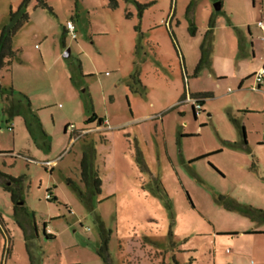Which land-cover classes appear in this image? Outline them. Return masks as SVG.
I'll list each match as a JSON object with an SVG mask.
<instances>
[{"label":"rangeland","instance_id":"rangeland-1","mask_svg":"<svg viewBox=\"0 0 264 264\" xmlns=\"http://www.w3.org/2000/svg\"><path fill=\"white\" fill-rule=\"evenodd\" d=\"M20 1L0 0V26ZM45 1L28 4L16 57L0 71L13 89L0 95V173L25 176L28 209L15 218L0 182L13 241L4 262L0 231V264H264V235L251 233L264 230V111L254 110L264 89L205 65L185 79L171 35L193 73L202 34L191 24L220 19L222 1L236 21L254 16L236 0ZM218 20L216 49L227 53ZM198 92V115L187 96L174 103ZM93 115L106 124L86 123Z\"/></svg>","mask_w":264,"mask_h":264},{"label":"crops","instance_id":"crops-1","mask_svg":"<svg viewBox=\"0 0 264 264\" xmlns=\"http://www.w3.org/2000/svg\"><path fill=\"white\" fill-rule=\"evenodd\" d=\"M236 1H237L236 6L237 5L239 7L241 6L243 8L244 12H246V14L247 13L252 14L254 16V17H252V19L254 18V20L250 21L247 19L244 21H242V20L236 21L234 18V15L236 14V12H238L237 9L231 5L225 6L224 2L222 1L220 4V7H219V8L223 9L222 14H221L222 17L220 19L215 18L213 20V16L210 15L209 22H208L207 26H204L202 28H198L197 26H195V33L193 36H197L198 30H200V32L202 34L201 38L199 40V44H198L199 49H198V53H197V55H198L197 56V62L201 56V45H203V57L205 59L204 65L208 66V68L210 70V74L213 77L218 78V79L232 77L234 79V83L237 84L238 88H241L243 86V83L246 79L253 77L251 83L247 84L251 88L252 85L254 84L255 72L262 67L264 68V28H261L257 24L258 21H261L264 24V0H242V1L236 0ZM244 1H248L249 4H246V2H244ZM171 19H170V21H171ZM217 20L219 21L220 28L222 30L226 31L227 35L224 34V38H227V36L231 37V40H230L231 42L228 45H230V48H232V49H230V51L227 53H223L224 51L222 53H219L216 49V44H215V39H216L215 29L216 28L214 26V24H215L214 22H216ZM255 21H256V24H255ZM253 26L255 27V29L258 30L259 35L254 34L253 29H252ZM244 27H246V29H244ZM172 32H173L174 37H175L177 34L175 33L174 29ZM175 41H176V37H175ZM248 43L250 44L249 49H247ZM246 45H247V47H246ZM179 56L181 57V60L183 62L184 69L182 68V71H183V74L185 76V79L188 78V76H190V77L191 76H198L200 74V73L194 74V68L195 67L193 68V73L187 71V67L185 66V63H186L185 56L182 53L181 49H179ZM263 89H264V75H263L262 83L260 84L258 89H255V91H258V92L260 91V93H263V91H262ZM229 91H230V89H229ZM184 94H183V97H181L179 100H175L174 103L175 104L179 103L181 100L185 99L186 96H187L186 101H189L188 98H195L197 95H199V92L197 94H193L195 97H192V93L191 94L189 93L188 95H186V94L184 95ZM208 96L209 95L204 96V97L206 98ZM189 102H191V101H189ZM202 104H200V106ZM263 109H264V106L259 107V108L254 109V110L264 111ZM249 110H251V109L249 108L248 111ZM182 112H183V110H182ZM207 116H209V114H207ZM99 118H103V117H99ZM210 119L212 120V118H210ZM201 123H202V125H204V124H207V121L203 120ZM105 124H106V119L103 118L102 126H100V125H98V126L103 127ZM189 134H193V133H189ZM263 142L264 141L260 140L259 144H263ZM53 163L55 164L56 161L54 160ZM83 165L85 167V171L87 174L88 173V167L84 162H83ZM0 174L9 175L6 173H0ZM9 176H12V175H9ZM12 177H18V176H12ZM0 179H1L0 182L3 186L4 185V178L0 177ZM48 190H51L48 192L51 194L52 198H55L54 194L51 193L52 189L49 188ZM5 192H7L9 194V197H10V193L6 190H5ZM20 197L23 199L21 194H20ZM11 205H12V212L15 215V218L17 216V213L20 210H23L25 212V214H27V212H28V209L26 207L24 199H23V201H19L17 203V206H18L17 209H14L12 202H11ZM17 222H19V224L22 227V230L25 234H26V232L31 233L32 228L33 229L35 228V225L33 224V222H32V224H33L32 225L30 222H24V219H22V218L17 220ZM43 223L46 224V222H43ZM6 224H7V222H5V219H4V217L0 211V231H1V234H2L3 240H4L3 258L2 259L4 262L6 261L5 255L10 254V251L12 250V245H13V241L11 240V237L9 235V230L6 228L7 227ZM46 226H48V225L46 224ZM48 227L50 228V226H48ZM254 230H256V231H252L251 232L252 234L256 232V234L264 235V230H259V229H254Z\"/></svg>","mask_w":264,"mask_h":264},{"label":"trees","instance_id":"trees-1","mask_svg":"<svg viewBox=\"0 0 264 264\" xmlns=\"http://www.w3.org/2000/svg\"><path fill=\"white\" fill-rule=\"evenodd\" d=\"M30 1L31 0H21L20 3L18 4L17 8L14 11L10 9V11L8 13V21L5 24H2L0 26V71L5 66H10L12 64L14 57H16L17 52L12 47V39H13V36L15 35V33L22 27V25H24V23H26L28 21L29 15L27 13V6L30 3ZM36 4H37V6H42V7L47 5L45 0H36ZM188 31H189L190 35H192V36L194 35L195 27L193 26V24L190 25V27L188 28ZM171 35H172L173 42H174L177 50L179 51L173 32H171ZM204 62H205V59L203 57V45H201V56H200L196 66L194 68V74L199 73L200 69L204 65ZM0 95L5 96L7 99L13 98V89L11 87H5L0 82ZM204 96H206V95H204ZM23 97H24L25 102H26L25 105L29 110V107H30L29 101L25 96H23ZM195 98L197 99L199 104L203 103V101L201 99H199L201 97H195ZM193 110H194V107H193ZM14 111L16 113L21 112V110L18 108L17 109L14 108ZM194 112H195V110H194ZM94 120H97L98 125L102 126L103 118H98L96 115H93L92 117H90L86 121V123H91ZM81 166H82V174L87 177L83 162L81 163ZM0 177L4 178L3 188L10 193V199H11V202L13 204V207H14V209H17L18 208L17 203L19 201H23V199L20 197V194H21L20 186H21L23 180L25 179V176L21 175L18 177H12L9 175L0 174ZM93 182H94V185H96V186L99 185V181L96 177L93 179ZM51 198H52V196L47 200H51ZM52 199H55V198H52ZM44 226H46L45 223H43V230H44ZM44 236L46 238H52L53 237L52 234H46V233H44ZM100 256H102V255L100 254Z\"/></svg>","mask_w":264,"mask_h":264},{"label":"built area","instance_id":"built-area-1","mask_svg":"<svg viewBox=\"0 0 264 264\" xmlns=\"http://www.w3.org/2000/svg\"><path fill=\"white\" fill-rule=\"evenodd\" d=\"M258 26H260L261 28H264V24L261 22V21H258L257 22ZM65 28L67 30V32H69V34H71L72 37H74V25L72 24L71 21H67L66 24H65ZM263 75H264V68H260L258 69L255 74H254V84L252 85V89L255 90V89H258L260 84L262 83L263 81ZM189 101H191L193 104H194V110H195V113L198 115L201 111V106L200 104L198 103L197 99L196 98H188ZM72 126H68L67 128L68 129H71ZM50 162H46L44 163V165H49ZM51 197L50 193H47L46 194V198L49 199ZM44 233L46 234H53L52 230L48 227V226H44Z\"/></svg>","mask_w":264,"mask_h":264},{"label":"water","instance_id":"water-1","mask_svg":"<svg viewBox=\"0 0 264 264\" xmlns=\"http://www.w3.org/2000/svg\"><path fill=\"white\" fill-rule=\"evenodd\" d=\"M219 7H220V4L217 3V4L215 5V8H216V9H219ZM65 55H66V53H65Z\"/></svg>","mask_w":264,"mask_h":264}]
</instances>
